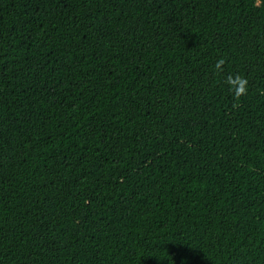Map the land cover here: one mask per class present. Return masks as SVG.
Here are the masks:
<instances>
[{
  "label": "trees",
  "instance_id": "1",
  "mask_svg": "<svg viewBox=\"0 0 264 264\" xmlns=\"http://www.w3.org/2000/svg\"><path fill=\"white\" fill-rule=\"evenodd\" d=\"M0 264H264V0H0Z\"/></svg>",
  "mask_w": 264,
  "mask_h": 264
},
{
  "label": "clouds",
  "instance_id": "2",
  "mask_svg": "<svg viewBox=\"0 0 264 264\" xmlns=\"http://www.w3.org/2000/svg\"><path fill=\"white\" fill-rule=\"evenodd\" d=\"M226 63L225 59L221 58L215 64V69L217 71H223L222 66ZM226 83L230 86V90L234 94V99L239 100L241 96H245L248 93L249 81L245 76L236 75L233 77L229 75L226 79ZM236 105L234 104V107Z\"/></svg>",
  "mask_w": 264,
  "mask_h": 264
}]
</instances>
